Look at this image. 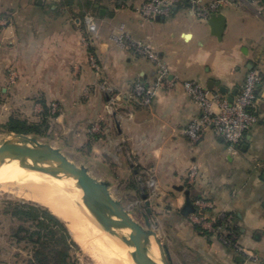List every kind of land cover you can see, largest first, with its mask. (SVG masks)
<instances>
[{"label":"crops","instance_id":"obj_1","mask_svg":"<svg viewBox=\"0 0 264 264\" xmlns=\"http://www.w3.org/2000/svg\"><path fill=\"white\" fill-rule=\"evenodd\" d=\"M23 1L15 5L16 0H0V72H57L52 82L58 97L53 99L61 107L57 123L61 126L77 109L82 119L88 118L84 132L89 148L109 171L127 174L132 189L153 180L149 201L165 210L159 213L171 226L185 233L197 261L264 264V2L232 0L222 6L216 14L225 16L226 28L219 39L209 19H201L187 3L167 16L145 21L137 8L146 0H75L94 3V9L87 7L97 22L95 46L86 48L81 36L87 25L84 17H77L81 8L77 4ZM123 33L151 44L175 81L171 88L158 89L148 107L135 99L134 87L151 86L155 67L115 41ZM91 54L99 59V71L90 62ZM252 72H259L262 80L255 107L258 122L238 152H230L212 130L192 142L185 130L203 111L184 82L195 81L211 93L235 98ZM80 73L89 93L85 105L76 104L74 92ZM210 81L219 85L210 89ZM98 120L105 125L100 145L89 134ZM193 166L198 168V178L190 189L187 176ZM113 176L106 173L101 179L118 187L120 181ZM187 190L193 201L198 197L212 201V214L231 216L236 242L255 257L225 247L215 235L198 233L189 218L180 214Z\"/></svg>","mask_w":264,"mask_h":264},{"label":"rangeland","instance_id":"obj_2","mask_svg":"<svg viewBox=\"0 0 264 264\" xmlns=\"http://www.w3.org/2000/svg\"><path fill=\"white\" fill-rule=\"evenodd\" d=\"M205 1L210 2L212 0ZM231 2L234 3L232 0ZM235 2L245 4L247 1L235 0ZM19 4L22 5L25 4V2L23 0H16L15 5ZM83 4L84 8L81 7L77 14V17H81L82 19L83 17L85 18L86 15L92 14V10L88 8L84 2ZM200 18L204 19L203 17ZM127 35L132 37L129 34ZM139 41L145 45H151L142 40ZM92 46H95V39ZM91 55L95 57L98 69L92 66L99 71L101 69L99 59L94 54ZM56 73L57 72H17V70L13 69L9 72H4V70L0 72V145L10 137V134L5 132L4 124L12 117L41 128L42 134H31V136H36L41 141L62 149L73 161L89 167L98 178L108 173V175H114L113 177L116 179L114 181H117V179L120 181L118 187H112L114 194L124 203L132 212L134 218L140 223L145 225L146 217L150 220L151 224L156 227V231L163 242L169 246L174 264H203V262L196 260V253L187 246L189 242L185 233L171 226V222L165 219V215L159 213L165 212V210H162L160 206L149 201V197L152 196L154 192V187H149L147 183L142 182L141 188H130L132 183L127 180V174L115 172L114 170L109 171L107 166L102 163L100 157L92 153V150L89 148V142L86 140V133L84 132L86 129L87 117L82 119V114L77 113V109H73L72 112L70 111V118L66 117V119H64L66 121H64L61 126L57 123L56 120L61 113V107L58 102L53 99L56 96L53 94L54 85L52 82ZM83 73L78 74L79 83L75 88L76 90H74L78 97L76 104L79 103L80 105L86 104L89 94L88 91L85 90L86 86L84 82L80 79V75H83ZM65 87L67 88L68 86ZM42 88H44V91H41L43 90ZM46 111L50 112L49 116H43ZM95 124L100 126L102 132H92V127H94ZM104 127L105 125L103 122L98 120L93 122L91 128H89V134L97 139L94 142L96 145H100L99 140L102 137ZM98 147L100 148V146ZM3 191L2 189L0 190V264H28V262L32 260L33 251L26 243L20 242L19 238H14L13 236L19 227L22 225L25 226V224L14 219L11 214L8 213V206L12 203H28L39 207L43 205L16 196L13 193ZM42 208L45 209L46 207L43 206ZM162 208L164 209V206ZM56 217L59 218L58 216ZM31 225L33 224H28V226ZM64 225L66 226L65 223ZM68 241L70 244V264H97L95 260L89 257L80 248L71 233L68 236Z\"/></svg>","mask_w":264,"mask_h":264},{"label":"built area","instance_id":"obj_3","mask_svg":"<svg viewBox=\"0 0 264 264\" xmlns=\"http://www.w3.org/2000/svg\"><path fill=\"white\" fill-rule=\"evenodd\" d=\"M47 1L59 3L64 0ZM185 3L190 6L197 16L209 19L222 6L231 3V0H212L210 2L205 0H146L137 8V12L143 20L149 21L160 16H167L175 7ZM84 19L87 32L82 34L81 43L84 47L89 48L93 45L96 37L93 33L97 30V22L91 14L86 15ZM115 40L135 55L147 58L155 67L156 78L151 86L137 84L134 87V97L138 103L148 107L151 105L158 89L174 86L175 81L170 78L168 65L159 57L151 45H145L124 33L116 36ZM90 62L98 69L93 55H90ZM260 86H262V80L259 72H252L247 77L234 101L230 103L227 98L218 93H211L206 88H202L197 82H184L185 90L195 99L203 111L202 117L192 121L186 128L185 133L195 143L200 141L209 130H212L227 143L230 152H238L246 134L258 122V116L252 109H255L258 102L257 89ZM98 131H101V128L95 124L92 127V132L97 133ZM197 178L198 168L193 166L187 176L188 186H194ZM147 185L153 187L154 181H148ZM194 204L198 211L188 217L191 224L200 226L205 231L217 236L225 247L255 257L249 254L245 247L236 242L232 232L231 216L225 212L212 214L211 211H214L213 202L203 197L196 198Z\"/></svg>","mask_w":264,"mask_h":264},{"label":"water","instance_id":"obj_4","mask_svg":"<svg viewBox=\"0 0 264 264\" xmlns=\"http://www.w3.org/2000/svg\"><path fill=\"white\" fill-rule=\"evenodd\" d=\"M96 7L99 8L100 5L97 4ZM100 13L105 14L106 11L100 9ZM209 24L213 35L221 39L226 28L225 16L221 13L213 14L209 18ZM215 84L218 83L210 81L208 88L212 89ZM221 91L226 92L224 88ZM235 94L236 92L233 93ZM228 101L232 103L234 96L229 97ZM14 162L21 167L38 166L74 180L83 191V202L89 212L111 234L132 246L133 264H174L169 246L163 242L150 220L146 217L144 225L135 219L132 212L114 194L111 182L98 178L89 167L76 163L62 149L43 142L36 136L10 134L0 145V169ZM185 196L180 214L188 218L198 209L189 190Z\"/></svg>","mask_w":264,"mask_h":264},{"label":"bare ground","instance_id":"obj_5","mask_svg":"<svg viewBox=\"0 0 264 264\" xmlns=\"http://www.w3.org/2000/svg\"><path fill=\"white\" fill-rule=\"evenodd\" d=\"M0 188L41 204L58 216L75 242L97 264H133L132 246L111 234L89 212L83 191L74 180L38 166L21 167L14 162L0 169Z\"/></svg>","mask_w":264,"mask_h":264},{"label":"trees","instance_id":"obj_6","mask_svg":"<svg viewBox=\"0 0 264 264\" xmlns=\"http://www.w3.org/2000/svg\"><path fill=\"white\" fill-rule=\"evenodd\" d=\"M66 4H77L82 7L84 4L75 0H64ZM104 0H95L96 3H102ZM122 2L124 0H116ZM264 2V0H261ZM86 6L94 9L93 2H86ZM261 86L257 89V98L260 97ZM254 111L255 113V109ZM50 112L43 114L49 116ZM6 133L9 134H25V135H40L42 130L39 127L32 126L26 121L18 118H10L4 124ZM191 189L192 187L189 186ZM8 213L11 216L21 221L25 226L19 227L13 235L14 238H19L20 242L26 243L33 251L32 260L28 264H70V244L68 236L70 235L64 223L52 214L48 209L28 203H12L8 206ZM29 223L33 225L28 226ZM193 225V224H192ZM195 230L201 235L211 237V233L205 231L200 226L193 225ZM236 240V239H235ZM228 248V247H227ZM233 249V248H229Z\"/></svg>","mask_w":264,"mask_h":264}]
</instances>
